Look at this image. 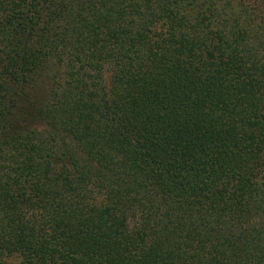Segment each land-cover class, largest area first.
I'll return each instance as SVG.
<instances>
[{"label":"trees","instance_id":"16d2710c","mask_svg":"<svg viewBox=\"0 0 264 264\" xmlns=\"http://www.w3.org/2000/svg\"><path fill=\"white\" fill-rule=\"evenodd\" d=\"M0 264H264V0H0Z\"/></svg>","mask_w":264,"mask_h":264},{"label":"rangeland","instance_id":"374dc122","mask_svg":"<svg viewBox=\"0 0 264 264\" xmlns=\"http://www.w3.org/2000/svg\"><path fill=\"white\" fill-rule=\"evenodd\" d=\"M35 93L37 94L38 98H43L45 95V86L42 80L38 81L35 87Z\"/></svg>","mask_w":264,"mask_h":264}]
</instances>
